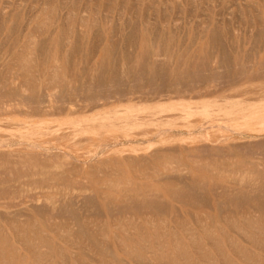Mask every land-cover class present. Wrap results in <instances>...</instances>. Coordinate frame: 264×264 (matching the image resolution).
I'll return each instance as SVG.
<instances>
[{
	"label": "rangeland",
	"instance_id": "rangeland-1",
	"mask_svg": "<svg viewBox=\"0 0 264 264\" xmlns=\"http://www.w3.org/2000/svg\"><path fill=\"white\" fill-rule=\"evenodd\" d=\"M85 12L88 18L85 15L82 16ZM66 13L67 15L70 13L71 17L69 15L67 19ZM37 15L39 16L37 17ZM79 16L81 18H78ZM36 17L38 21L35 20ZM50 17L52 20L46 21ZM69 18H72V21ZM55 19H59L61 23L59 24V20ZM80 19L85 22L87 20L89 25L85 24V22L81 23ZM54 22H56V25ZM49 24L50 26H48ZM70 27L71 30L69 31ZM207 27L210 29H206ZM50 31L54 33L53 36ZM30 34L32 35L30 36ZM70 36L72 37L71 39H69ZM67 39L71 40L70 44L67 42ZM34 48L36 52L32 51ZM160 48L163 51L161 54ZM31 52L32 55L35 54L33 57L31 56ZM30 57L32 58L30 59ZM26 58L32 61V64H30L31 61H28L30 66H33L32 68L28 66ZM160 59L162 62H159ZM165 59H168L167 62H165ZM169 59L172 61L171 63H169ZM200 63H203V66ZM17 64H20L21 67ZM250 64L252 65L251 67ZM23 65H27V68L25 66V68L22 67ZM196 66L199 67L198 70ZM18 67L20 70H18ZM200 67H203L201 72L205 70V74L207 70L206 75L199 71ZM59 68L61 71H59ZM100 71L102 74H100ZM195 71L197 74L199 73V77H197L198 75H193ZM38 72L40 75H38ZM55 72L61 78V82L56 78L61 83L59 86H57L59 82L54 79V77H58ZM125 73L127 77H125ZM114 78L116 79L114 80ZM150 78L156 79V84L155 80L152 81ZM119 79L121 80L119 81ZM49 80L53 82V85L55 83L56 85H48L50 84ZM32 81L36 84L33 85L34 82L32 83ZM118 82H121L119 87H117L120 84ZM108 92L111 93L109 94L110 97L107 96ZM54 93L56 96L58 95L55 97L58 100L54 98ZM66 94L67 100H62L66 97ZM44 96L48 98H44ZM99 96L104 98L101 101L102 104L95 101L101 100ZM41 98L43 100H40ZM49 98H51V101ZM107 98H109L108 101L106 100ZM263 98L264 0H0V106L8 108L7 110L12 105H15V109L18 106L20 108L15 111L11 107L6 112V109L3 110L4 108L1 109L0 107V142L14 145V147H0V154H5V152L17 153L16 155L20 153H36L38 150H33L29 145L34 141H38L43 146L51 147L55 156L59 155L60 150H62L61 152L72 154L74 155L73 157H77L81 162L78 163V161L76 162V160L69 158L65 160L63 157L58 158L59 163L53 158L51 162H42L44 161L42 157L39 159L40 163L37 162L38 160H35L36 163L33 164L32 160L34 159L30 158L31 160H28L27 157V161L26 159L25 161L32 162L30 165V163H25V161V164L23 163L24 155H12L15 158L18 157L17 160L15 158L11 159L13 157L9 158L15 164V168L18 167V169H15L12 167L14 164L12 165L10 161H6L7 163L3 164L5 160L3 159L2 162L0 159L2 164L5 165H0V167L2 166V172L0 171V177L2 178L0 179V192H3L1 194L2 197L0 195L2 198L0 200L2 202V205L0 203V211L3 214L11 213V215L8 214L9 217L5 214L6 217L3 214L0 216V228L2 227L0 238H2L3 233L9 235H4L5 237L2 240L0 239V241H4L6 238L5 241L8 240L7 242L4 241V245L3 243L2 246L0 245V250H2L0 251V261L4 250L6 251L5 254L7 253L6 257L19 258L21 256L20 259L24 260L20 261L17 259L19 260L17 261L14 258L13 262L15 260L16 263L12 262L13 264H25V261L27 264H38L39 260L37 259L41 256L40 260L42 264H48L50 261V264H71L72 262V264H89V262L90 264H128L129 262V264H138V261L139 264H161V262H167L164 260V257L162 258L163 261H161L162 259L159 256H163L165 253L168 256H172L171 250L174 256L176 254L175 251H178L174 248V243H179L181 242L179 240H182V242L184 241L186 244H189L193 240L190 238V235L194 233L193 237L195 240L193 241L196 242L198 240L199 242L197 243L200 246L196 244V248H185V250L187 248L191 249V251L193 250L192 253L189 250L186 251L187 253L189 252L190 257L194 253L196 257L193 256V260L201 258L199 260L195 259V262H192L191 259L193 264H199L200 260H203L200 264L209 263L210 260L208 259L210 257L206 258L207 260H205V257L203 258V254L206 252L213 259V256H215L214 260L218 261L216 264H223V257L221 258V256L224 253L220 254L222 250V252H226L225 256L228 254L231 260L232 258L235 260L234 263L247 264L241 260L243 259V253H239L238 256L237 254L240 250H236L237 247L233 245L242 237V230L244 228L247 231L251 227V231L249 230V232L255 236L258 235L256 231L264 230V222H262V220L264 221V183L259 184L256 188L254 181L251 180L258 173L264 177V144L261 146L263 148L252 145V143L261 142L264 139V125L262 127L260 124L261 120L254 119L251 115L252 113L259 114V112L264 110ZM22 99L28 100V102L26 103ZM19 100L22 101V104ZM44 100L52 104L47 103L48 106L46 104L42 105V103H45ZM60 100L65 101V104H62L63 106L60 105ZM8 104H11V106L7 107ZM38 104L42 106L40 107ZM22 105H26V109ZM233 105L251 108L247 110L244 117L238 121H234L231 117L225 118L223 115V110L232 109ZM30 106L32 110L29 112ZM43 106L48 109H44ZM49 106H52L51 109H49ZM115 111L118 112V118L115 121L127 127V131L133 134L134 138L132 139H136V143L125 141L126 138L123 135L124 129L119 128L117 129L119 131L116 130L114 132H105L107 128L103 127L97 129V126L102 123L99 120L100 117L97 119V116H100V113H109L110 116H113L116 115ZM154 113H160L162 117L154 119L153 116H150V114ZM125 114L149 116L145 124L139 122L134 127H131V124H126L127 119L122 117ZM130 118L128 117L129 121H131ZM211 119L215 120V124H220L223 128H230L229 132L225 129L215 130V136L218 138L222 134H228L232 136V140L229 143H236L238 147L225 145L222 149L207 152L208 154L198 150H182L184 142H193V138H189L191 136L189 133L193 134L197 127H201V125H204L201 127L199 134V139L202 142L198 144L200 146L206 144L212 146L214 144L208 140L210 135L207 132L208 120ZM91 121L97 122V125H95L96 123L90 124ZM106 121L108 122L109 120ZM75 122L79 124L74 125L73 123ZM79 125L82 128L87 126L90 129L85 128L82 131ZM72 129L73 131H71ZM75 129L78 134L74 133ZM145 129L154 131L156 129H164L167 131L162 137L166 138L173 135V138H171V141L170 139L161 141L159 137L154 136V133L137 136L139 132H143ZM80 130L81 132L79 133L78 131ZM59 134L60 136H65L63 141L58 140ZM99 135L100 137H97ZM116 136L119 137L115 139ZM91 141L95 143H90ZM150 141H152L155 147L150 144ZM98 142L118 144V147H121L120 144L123 143L126 148H140L141 150L137 153L147 158L138 165L131 167V165L109 163L106 161V158H108L106 157L107 154H100L97 155L98 157L94 156L95 158L92 161L90 160V163L84 164L86 161L85 156L100 152L99 144H96ZM61 143L64 144L59 146ZM165 146L174 147L176 150L169 154L159 153L157 156L153 155L157 148ZM242 147L247 148V152L245 149L242 150ZM28 148H31V150L29 149V151ZM74 150H78V153L82 157L78 156V153L75 155ZM211 152L213 155L210 154ZM181 153L183 154L181 155ZM21 156H24L22 160L19 159L22 158ZM112 156L114 157L115 155L112 154ZM116 156L118 157V154ZM151 157L153 160H150ZM61 158L63 163L61 162ZM6 159L8 160V158ZM181 159L190 164L189 168L192 171L188 180L192 184L191 189L177 181H168L161 177L163 175L175 174L176 172H173V168L176 167V170L177 166L174 167V164H177V161H181ZM13 160H16V162ZM53 160L57 163L56 165ZM64 160L67 163L66 165L64 164ZM194 160L199 163L195 164ZM102 161L103 164H101ZM18 162H22L25 167H22L21 164V166L16 165ZM9 163L11 165H8ZM41 163H43L42 166H40ZM10 167L12 168L10 169ZM13 168L15 169L14 172ZM22 168L23 170H21ZM246 168L254 172L256 170L257 174L245 171ZM26 169L30 173L26 174ZM8 170H11L12 173ZM16 171L20 174L16 173L17 178L13 176V173ZM22 171H25V177L22 175ZM9 174H12L13 180H11ZM159 176V179L162 178L161 180L157 179ZM235 176L238 178L246 176L243 177L246 180L239 179L235 181ZM248 177L249 179H247ZM3 178H5V181H3ZM120 180L123 183L118 187L117 184H119ZM133 187L134 189L132 190ZM213 188H216V190ZM20 189L21 191L24 190L21 192ZM193 189L199 195L202 194L201 197L198 194L195 196L196 193L193 192ZM10 190H12L14 195L16 191L18 193L16 192V195L12 196ZM150 190L156 192V202L148 201L147 192H150ZM120 191H122L121 195L119 194ZM4 192H7V195ZM9 192L11 193L10 197H8ZM4 194L8 197L7 199L4 198ZM83 194L92 196V198L90 197L92 202L90 201L88 204L89 208H84L85 210H82L83 207L81 209V205L84 206L83 202H74V200L72 202L70 199L74 195L78 199H82ZM93 194L95 195L93 196ZM104 196L105 199H103ZM11 197H13L12 200L10 199ZM31 197L33 198L31 199ZM97 197L100 199L98 200ZM3 202L5 204L9 202L7 203L9 205L22 202L23 205L21 203V205L18 204L10 208H4L2 207L4 206ZM157 204L162 208L163 213H156L154 211ZM219 204H222L221 208L223 210H221ZM43 207L45 209L48 208L46 209L48 213ZM27 208H30V210ZM70 210L71 215L73 214L72 216H69ZM92 210L94 214H92ZM23 211L27 214L22 218L20 216L25 214L22 213ZM18 218H21V222ZM235 221L236 224L234 223ZM229 222H232L234 227ZM253 222H256V224L254 225ZM249 223H252V225L249 226ZM237 224L241 229L238 228ZM187 225L188 227H186ZM115 226L118 227L116 228ZM260 226L262 227L260 228ZM169 227L170 229H168ZM21 228L23 230H20ZM157 228L159 229L157 230ZM165 228L167 229L164 231ZM236 228L240 229V232ZM256 228L259 230H256ZM161 229L162 231H160ZM203 229L206 233L209 231L212 235L215 234L214 238L209 233L207 234L209 238L206 239ZM64 232L70 234H65ZM174 232L177 233L175 234ZM22 233L25 234L23 236L16 235ZM153 233L158 237H151ZM26 234L29 236L25 237ZM63 234L66 236H63ZM198 236L201 242L199 239L196 240ZM228 236H231V240L229 239L230 243L233 242L234 244L229 245ZM24 237L26 241H24ZM39 238L45 239L43 241ZM47 239L49 241L53 240V242L49 243L46 241ZM176 239L178 242H175ZM209 239L210 241L215 239L214 241L217 243L220 241L219 245L216 246L214 241L210 242ZM23 241L25 244L29 241L30 245L28 243L27 246L21 245ZM171 241L173 244H171ZM221 241L222 244H220ZM239 241L236 244L239 246L242 243L241 249L243 248V252L246 249L247 253H251V256L255 255L264 264V247L246 243L241 239ZM42 242L45 243L42 245ZM152 242L154 244L151 245ZM157 242L162 245V251L161 248L157 249ZM202 242L204 245L201 244ZM221 245H223V248ZM23 247L27 249L24 250ZM37 247L38 249L36 250L35 248ZM170 247L171 250H168ZM205 247L206 249H204ZM62 248L63 253L60 252L62 256L65 255L64 258L58 255L59 250H62ZM127 248L129 251L131 248V252L133 253L137 252L135 254L130 253ZM146 248L150 253L147 252ZM164 248L169 252H163ZM220 248L222 249L220 250ZM51 249H54V251H51ZM155 249L158 251L156 250L157 252L155 253H153L154 251L151 252ZM194 249H199L198 255L197 253L195 254L196 251ZM35 250L36 253H39V256H36V253L34 255L33 252ZM250 250L252 251L250 252ZM25 252L27 253L25 254ZM159 252L161 253L157 256ZM45 253L47 255H44ZM48 253H51L49 254L50 256H48ZM73 253H75L74 256L72 255ZM115 254H118L116 258ZM177 254L175 256H178V260L174 256L177 264L187 262L185 259H183L184 262L182 259L180 260V253L178 252ZM112 255L114 257H111ZM138 255L141 258L138 259ZM33 256L37 257L35 259L37 261L34 260ZM24 257L27 258L25 259ZM50 257H54L53 260ZM68 258L70 259L69 263ZM149 259L152 263L148 261ZM213 259L210 262H215Z\"/></svg>",
	"mask_w": 264,
	"mask_h": 264
},
{
	"label": "bare ground",
	"instance_id": "bare-ground-1",
	"mask_svg": "<svg viewBox=\"0 0 264 264\" xmlns=\"http://www.w3.org/2000/svg\"><path fill=\"white\" fill-rule=\"evenodd\" d=\"M68 2H69V1H68ZM68 2H67V3H68ZM42 3H43V2H42ZM110 3H111V2H110ZM46 5H47V4H46ZM33 7H34V6H33ZM45 7H46V6H45ZM62 7H63V6H62ZM72 7H74V6H72ZM32 9H33V8H32ZM56 9H57V8H56ZM51 10H52V9H51ZM86 10H87V9H86ZM84 11H85V10H84ZM84 11H83V12H84ZM97 11H98V10H97ZM44 12H45V11H44ZM98 12H99V11H98ZM121 12H122V11H121ZM73 13H74V12H73ZM79 13H80V12H79ZM3 14H4V13H3ZM68 14L70 15V13H68ZM51 15H52V14H51ZM66 15H67V13H66ZM69 15L66 16L67 19H68V16H69ZM71 15H72V12H71ZM71 15H70L69 17H71ZM84 15L87 16V18H88V15H86V12H85V14H82V16H84ZM38 16H39V15H37V17H38ZM72 16H73V15H72ZM74 16H75V15H74ZM37 17H36V19H35V18H34V19L37 20ZM51 17H52V16H51ZM51 17H50V18H47L48 20H46V21H49L50 19L52 20ZM108 17H109V16H108ZM8 18H9V17H8ZM60 18H61V17H60ZM60 18H59V19H60ZM78 18H81V17L79 16ZM59 19H58V20H59ZM71 19H72V18H69V20H71ZM207 19H208V18H207ZM43 20H44V19H43ZM51 20H50V21H51ZM55 20H57V19H55ZM58 20H57V21H58ZM37 21H38V20H37ZM37 21H36V22H37ZM71 21H72V20H71ZM77 21H78V20H77ZM80 21H81V23L85 22L84 20H81V19H80ZM106 21H107V20H106ZM106 21H105V22H106ZM94 22H96V21H94ZM94 22H93V23H94ZM41 23H42V22H41ZM49 23H51V22H49ZM54 23H55V25H56V22H54ZM54 23H53V24H54ZM58 23H59V24L61 23L60 20H59ZM58 23H57V25H58ZM211 23H212V22H211ZM29 24H30V22H29ZM36 24H37V23H36ZM43 24H44V23H43ZM47 24H48V23H47ZM85 24L89 25V23H87V20H86ZM105 24H107V23H105ZM45 25H46V24H45ZM45 25H44V26H45ZM74 25H75V24H74ZM74 25H72V26L74 27ZM209 25H210V24H209ZM211 25H212V24H211ZM35 26H36V25H35ZM38 26L40 27V25H38ZM48 26H50V24H49ZM90 26H91V24H90ZM96 26H97V25H96ZM51 27H52V25H51ZM73 27H72V28H73ZM92 27H93V26H92ZM92 27H91V28H92ZM105 27H107V25H105ZM204 27H205V26H204ZM68 28H69V27H68ZM68 28H67V29H68ZM136 28H137V27H136ZM35 29H36V27H35ZM48 29H49V28H48ZM73 29H74V28H73ZM206 29H208V27H207ZM209 29H210V28H209ZM209 29H208V30H209ZM29 30H30V29H29ZM39 30H40V29H39ZM44 30H46V29H44ZM70 30H71V27H70L69 31H70ZM74 30H75V29H74ZM173 30H174V29H173ZM195 30H196V29H195ZM212 30H213V29H212ZM55 31L57 32V30H55ZM136 31H137V30H136ZM130 32H131V31H130ZM47 33H48V32H47ZM50 33H51V31H50ZM50 33H49V34H50ZM69 33H70V32H69ZM53 34H54V33H51L52 36H53ZM72 34H73V33H72ZM72 34H71V36L74 35V34H73V35H72ZM31 35H32V34H30V36H31ZM55 36H56V34H55ZM68 36H69V35H68ZM71 36H70V38H69V37H68V38L71 39V38H72ZM73 37H74V36H73ZM51 38H52V37H51ZM31 39H34V38H31ZM31 39H30V41H31ZM41 39H42V38H41ZM52 39H53V38H52ZM65 39H66V36H65ZM203 39H204V38H203ZM111 40H112V39H111ZM172 40H173V39H172ZM38 41H39V40H38ZM55 41H56V40H55ZM55 41H54V42H55ZM72 41H74V40H72ZM56 42H57V41H56ZM56 42H55V43H56ZM67 42L70 44L71 40L69 41V40L67 39ZM172 42L174 43V40H173ZM32 43H33V42H32ZM34 43H35V42H34ZM68 43H67V44H68ZM49 44H51V43H49ZM53 44H54V43H53ZM184 45H185V44H184ZM48 46H49V45H48ZM52 46H53V45H52ZM72 46H73V45H72ZM28 47H29V46H28ZM32 47H33V46H32ZM32 47H31V48H32ZM236 48H237V47H236ZM68 49H69V48H68ZM68 49H67V50H68ZM161 49H162V48H160V54H161V52H163V51H161ZM171 49H172V48H171ZM69 50H70V49H69ZM172 50H173V49H172ZM172 50H171V51H172ZM179 50H180V49H179ZM32 51H33V52H34V51L36 52V49L34 48V49H32ZM66 52H67V51H66ZM157 52H158V51H157ZM186 52H187V51H186ZM52 53H53V51H52ZM165 53H166V52H165ZM171 53H172V52H171ZM188 53H189V50H188ZM25 54H26V53H25ZM69 54H70V53H69ZM157 54L159 55V53H157ZM162 54H163V53H162ZM182 54H183V53H182ZM18 55H19V54H18ZM33 55H35V54H33ZM33 55H32V52H31V56H32V57H33ZM67 55H68V54H67ZM158 55H157V56H158ZM171 55H172V54H171ZM65 56H66V54H65ZM154 56H155V55H154ZM159 56H160V55H159ZM159 56H158V57H159ZM161 56H163V55H161ZM21 57H23V56H21ZM28 57H29V56H28ZM32 57H30V59H31ZM143 57H144V56H143ZM170 57H171V56H170ZM183 57H184V56H183ZM63 58H64V57H63ZM141 58H142V57H141ZM144 58H145V57H144ZM166 58H167V57H166ZM21 59H22V58H21ZM23 59H24V57H23ZM30 59H27V58H26L27 63H28V61H31ZM151 59H152V58H151ZM156 59H158V58H156ZM162 59H163V58H162ZM172 59H173V58H172ZM181 59H182V58H181ZM183 59H184V58H183ZM15 60H16V59H15ZM19 60H20V59H19ZM167 60H168V59H165V62H167ZM220 60H221V59H220ZM160 61L162 62L161 59L159 60V62H160ZM201 61H202V60H201ZM201 61H200V62H201ZM12 62H13V61H12ZM21 62L24 63V64L26 63V62H23V61H21ZM171 62H172V61H170V59H169V63H171ZM204 62H205V61H204V59H203V63H204ZM10 63H11V62H10ZM19 63H20V62H19ZM27 63H26V64H27ZM33 63H34V62H33ZM140 63H141V62H140ZM194 63H195V62H194ZM203 63H202V64H203ZM28 64H29V63H28ZM30 64H32V61L30 62ZM30 64H29L28 66H30ZM34 64H35V63H34ZM165 64H166V63H165ZM178 64H179V63H178ZM198 64H199V63H198ZM202 64L200 63L201 66H203ZM220 64H221V63H220ZM7 65H8V64H7ZM15 65H16V64H15ZM17 65L20 66V64H17ZM21 65H22V64H21ZM81 65H82V64H81ZM140 65H141V64H140ZM159 65H160V63H159ZM170 65H171V64H170ZM181 65H182V64H181ZM181 65H180V66H181ZM196 65H197V64H196ZM12 66H13V65H12ZM24 66L26 67L27 65H23L22 67H24ZM135 66H136V64H135ZM190 66H191V65H190ZM204 66H205V65H204ZM251 66H252V65L250 64V67H251ZM20 67H21V66H20ZM25 67H24V68H25ZM30 67L32 68L33 66L31 65ZM26 68H27V67H26ZM28 68H29V67H28ZM31 68H29V69H31ZM136 68H137V67H136ZM188 68H189V67H188ZM188 68H187V69H188ZM196 68H197V70H198L199 67L196 66ZM200 68H201V67H200ZM229 68H231V67H229ZM59 69H60V68H59ZM59 69H58V70H59ZM185 69H186V68H185ZM190 69H191V68H190ZM202 69H203V67H202L199 71L201 72ZM221 69H222V68H221ZM232 69H233V68H232ZM236 69H237V68H236ZM18 70H20L19 67H18ZM23 70H24V69H23ZM25 70H26V69H25ZM31 70H32V69H31ZM54 70H55V68H54ZM130 70H131V68H130ZM135 70H136V69H135ZM157 70H158V69H157ZM27 71H28V70H27ZM38 71H39V70H38ZM59 71H61V69H60ZM187 71H188V70H187ZM187 71H186V72H187ZM199 71H198V72H199ZM204 71H205V70H204ZM204 71L201 72V73H204V74H205ZM218 71H219V70H218ZM57 72H58V71H57ZM57 72H55L56 75L58 74ZM156 72H157V71H156ZM166 72H167V71H166ZM209 72H210V71H209ZM259 72H260V71H259ZM16 73H17V72H16ZM20 73L22 74V72H20ZM20 73H19V75H21ZM47 73H48V72H47ZM181 73H182V71H181ZM184 73H185V72H184ZM188 73H189V72H188ZM192 73H193V72H192ZM194 73H196V74H194ZM194 73H193L194 76H195V75L197 76V75L199 74V73L197 74L196 71H195ZM62 74H63V73H62ZM100 74H102L101 71H100ZM125 74H126V73H125ZM125 74H124V75H125ZM186 74H187V73H186ZM206 74H207V70H206ZM206 74H205V75H206ZM209 74H210V73H209ZM214 74H216V73H214ZM31 75H33V74L31 73ZM38 75H40L39 72H38ZM58 75H59V74H58ZM58 75H57V76H58ZM130 75H131V74H130ZM173 75H174V74H173ZM191 75H192V74H191ZM33 76H34V75H33ZM54 76H55V75H54ZM121 76H123V75L121 74ZM185 76H186V75H185ZM194 76H192V77H194ZM199 76H200V75H198L197 77H199ZM24 77H25V76H24ZM34 77H35V76H34ZM46 77H47V76H46ZM48 77H49V76H48ZM102 77H103V76H102ZM125 77H127V74H126ZM143 77H144V76H143ZM143 77H142V78H143ZM164 77H166V76H164ZM187 77H188V74H187ZM187 77H185V78H187ZM217 77H218V76H217ZM35 78H36V77H35ZM49 78H50V77H49ZM56 78H58V80H60V82H61V78H60L59 76H58V77H54V79H55L56 81H58ZM59 78H60V79H59ZM157 78H158V74H157ZM161 78H162V77H161ZM214 78H215V77H214ZM214 78H213V79H214ZM54 79H53V81H55ZM115 79H116V78H114V80H115ZM124 79H125V78H124ZM150 79H151V78H150ZM26 80H27V79H26ZM26 80H25V81H26ZM34 80H35V79H34ZM50 80H51V79H50ZM50 80H49V81H50ZM100 80H101V78H100ZM120 80H121V79H119V81H120ZM151 80H152V81L155 80L154 82H155V84H156V79H153V78H152ZM164 80H166V79H164ZM192 80H193V78H192ZM43 81H44V80H43ZM180 81H181V80H180ZM33 82H34V81H32V83H33ZM58 82H59V81H58ZM60 82L58 83L57 86H59V85L61 84ZM25 83H26V82H25ZM32 83H31V85H32ZM49 83H50V84H48V85L51 86V84H52L53 82L50 81ZM119 83H120V84H119ZM165 83H166V82H165ZM172 83H173V81H172ZM195 83L198 84L197 82H195ZM219 83H220V82H219ZM219 83H218V84H219ZM221 83H222V82H221ZM23 84H24V83H23ZM34 84H36V83L34 82L33 85H34ZM111 84H112V83H111ZM118 84H119V85H118L117 87H119V86L121 85V82H118ZM151 84H152V83H151ZM201 84H202V83H201ZM6 85H7V84H6ZM54 85H56V83H55ZM54 85L52 84V86H54ZM112 85H113V84H112ZM122 85H123V84H122ZM163 85H164V83H163ZM163 85H162V87H164ZM179 85H180V83H179ZM220 85H221V84H220ZM61 86H62V85H61ZM61 86H60V87H61ZM215 86H216V85H215ZM215 86H214V87H215ZM5 87H6V86H5ZM152 87H153V86H152ZM160 87H161V86H160ZM162 87H161V88H162ZM2 88H3V87H2ZM32 88H34V87H32ZM50 88H51V87H50ZM85 88H87V87H85ZM100 88H102V87H100ZM104 88H105V87H104ZM108 88H109V87H108ZM111 88L113 89L112 86H111ZM209 88H210V87H209ZM36 89H37V88H36ZM90 89H93V88H90ZM102 89H103V88H102ZM162 89H163V88H162ZM33 90H34V89H33ZM33 90H32V92L35 91V90H34V91H33ZM110 90H111V89H110ZM23 91H24V90H23ZM32 92H31V93H32ZM43 92H45V91H43ZM46 94H47V93H46ZM48 94H49V93H48ZM109 94H111V93L108 92V95H107V96L110 97ZM116 94H118V93H116ZM23 95H24V94H23ZM43 95H44V93H43ZM51 95H53V93H51ZM12 96H13V95H12ZM32 96H33V94H32ZM37 96H38V95H37ZM57 96H58V95H57ZM57 96H56V94L54 93V98L57 97ZM163 96H165V95H163ZM18 97H19V96H18ZM49 97H50V95H49ZM87 97H88V96H87ZM99 97H100V96H99ZM102 97H103V96H102ZM34 98H35V97H34ZM34 98H33V99H34ZM39 98H40V97H39ZM42 98H43V97H42ZM42 98H41L40 100H43ZM44 98H48V97L44 96ZM95 98H97V97H95ZM100 98H101V97H100ZM117 98H118V97H117ZM120 98H121V97H120ZM124 98H125V97H124ZM19 99H20V98H19ZM26 99H27V98H26ZM37 99H38V98H37ZM55 99H57V98H55ZM55 99H54V100H55ZM65 99L67 100V94H66V97H64L62 100H65ZM102 99L104 100V98H101L100 101H99V100H95V101H98L99 103H101ZM108 99H109V98H107L106 100L108 101ZM263 99H264V98H263ZM22 100H23V99H22ZM29 100H30V99H29ZM49 100L51 101V98H49ZM57 100H58V99H57ZM62 100H60V101H61V104H60V105H62V104L64 105V104H65V101L63 102ZM19 101H20V100H19ZM23 101H26V100L24 99ZM31 101L33 102V100H31ZM21 102H22V101H20V103H21ZM27 102H28V100L26 101V103H27ZM44 102H45V103H42V105L46 104V106H48L47 103H50V102H47V101H45V100H44ZM62 102H63V103H62ZM2 103H3V102H2ZM66 103H67V102H66ZM85 103H86V104H89V103H87V102H85ZM99 103H98V104H99ZM6 104H7V103H6ZM21 104H22V103H21ZM33 104H35V103H33ZM50 104H52V103H50ZM54 104H55V103H54ZM77 104H79V103H77ZM80 104H81V103H80ZM101 104H102V103H101ZM0 105H1V104H0ZM16 105L18 106V104H16ZM19 105H20V104H19ZM27 105H28V104H27ZM38 105H39V104H38ZM38 105H37V106H38ZM42 105H41V106H42ZM63 105H62V106H63ZM83 105H84V104H83ZM9 106H11V104H8V105H7V107H9ZM14 106H15V105H14ZM14 106H13V105L11 106L13 110L15 109ZM22 106H23V105H22ZM22 106H20V107H21V108H23V107H24V108L27 107L26 105L23 106V107H22ZM32 106H34V105H32ZM39 106H40V105H39ZM41 106H40V107H41ZM0 107H1V106H0ZM5 107H6V106H5ZM11 107H9V108L11 109ZM18 107H19V106H18ZM18 107H16L15 111H16L17 109H20V108H18ZM30 107H31V106H30ZM51 107H52V106H51ZM51 107L49 106V109H51ZM58 107H59V105H58ZM3 108H4V106L1 107V109H3ZM24 108H23V109H24ZM43 108H44V106H43ZM71 108H74V107H71ZM79 108H80V107H79ZM250 108H251V107H239V106H235V105H233V106H232V109H225V110H223V111H224V112H223V115L225 116V118H229V117H231L232 120H234V121H238V120H240L242 117H244V116L246 115L245 113H246L247 110L250 109ZM5 109H6V110H5ZM7 109H8V108H4L3 110H5L6 112L10 110V109H9V110H7ZM25 109H26V108H25ZM27 109H28V108H27ZM38 109H39V108H38ZM38 109H36V110L39 111ZM44 109H48V108H44ZM44 109H43V110H44ZM52 109H53V108H52ZM67 109H68V108H67ZM30 110H32V107L29 109V112H30ZM62 110H63V109H62ZM197 110H198V108H197ZM201 110H202V109H201ZM204 110H205V109H204ZM37 111H36V113H37ZM49 111H50V110H49ZM74 111H75V109H74ZM207 111H208V109H207ZM17 112H18V111H17ZM26 112H27V111H26ZM93 112H94V111H93ZM97 112H99V111H97ZM101 112H102V111H101ZM198 112H199V111H198ZM208 112H209V111H208ZM43 113H44V112H43ZM69 113H70V111H69ZM114 113H115L116 115H113V116H112V115L110 116L109 113H103V114L100 113V114H99L100 116H97V119L100 117L99 120H101L102 123H101L100 125L97 126V129H99V127L107 128V131H105V132H112V131L114 132V131H116V130L119 129V128H120V129H124L125 131L123 132V135H124V137L126 138L125 141H126V142H129V143H132V142H135V143H136V139H135V140L132 139V138H134V136H133V134L129 133V131H127V127H125V126H123L122 124H119V123H117V122L115 121V119L118 118V112L115 111ZM114 113H113V114H114ZM160 113H161V112H160ZM160 113L150 114V116H153L154 119H156V118H158V117L160 118V117H162V115H160ZM27 114H29V113H27ZM37 114H38V113H37ZM87 114H88V113H87ZM110 114H112V113H110ZM68 115H69V114H68ZM80 115H81V114H80ZM251 115H252V117H253L254 119H256V118H257V119H260V120H261V121H260V124H261L262 127H263V125H264V110H263L262 112H259V114H258V113H255V114L252 113ZM77 116H78V115H77ZM84 116H85V115H84ZM86 116H87V115H86ZM148 116H149V115H142V116H140V115H137V114H125V116H122V117H125V119H127V121H126L127 123H126V124H128V125L131 124V127H134V126H135L136 124H138L139 122H143V123L145 124V123L147 122V117H148ZM80 117H82V116H80ZM94 117H95V116H94ZM128 117H131V118H130L131 121L128 120ZM74 118H75V117H74ZM89 118H90V117H89ZM95 120H96V119H95ZM106 120H109V121L107 122ZM96 121H97V120H96ZM214 121H215V120H213V119L208 120V123H209V124L207 125V126H208V127H207V132H208V135H210V137H209L208 140L211 141L212 143H214V144H212V146H211V145L209 146L208 144L200 146V144H198L199 142H202V141L199 139V138H200V137H199V134H200L201 127H203L204 125H201V127H200V126L197 127L196 131H194L193 134H192V133H189V134L191 135L189 138H193V142H192V143H185V142H184L183 147H182V150H184V151H188V150H189V151H190V150H198V151H203V152H206V153H207V152H210L211 150H219V149H222L223 146H225V145H231V146H234V147H238V145H237L236 143H233V144H232V143H231V144L229 143V141L232 140V136H229L228 134H226V135H225V134H222V135H220L218 138L215 136V130L225 129L226 131L229 132L230 128H228V127H224V128H223L220 124H219V125H218V124H215ZM98 122H99V121H98ZM85 123H86V122H85ZM85 123H84V124H85ZM91 123H96L95 125H97V122H94V121L92 122V121H91L90 124H91ZM99 123H100V122H99ZM73 124H74V125H77V124H79V123H76V122H75V123H73ZM86 124H87V123H86ZM90 124H89V125H90ZM69 125H70V124H69ZM80 125H81V124H80ZM80 125H79V127H80V129H81L82 127H81ZM87 125H88V124H87ZM92 125H93V124H92ZM34 126H35V125H34ZM71 126H72V125H71ZM85 126H86V125H85ZM85 126H84V127H85ZM90 126H91V125H90ZM93 126H94V125H93ZM137 126H139V125H137ZM76 127L78 128V126H76ZM76 127H75V128H76ZM189 127H190V126H189ZM67 128H68V127H67ZM85 128H89V127L86 126ZM85 128H82V131H83V129H85ZM73 129H74V128H73ZM73 129H72L71 131H73ZM89 129H90V128H89ZM100 129H101V128H100ZM78 130H79V129H78ZM91 130H92V129H91ZM102 130H103V129H102ZM55 131H56V130H55ZM85 131H86V130H85ZM103 131H104V130H103ZM117 131H119V130H117ZM166 131H167V130H164V129H156L155 131H154V130L145 129L143 132H139V133L137 134V136H139V135H146V134H149V133H154V136H155V137H159V138L161 139V141H165V140H169V139H170V141H171V138H173V135H172V136H169V137H166V138H163V137H162V135H163ZM231 131H232V130H231ZM51 132H52V131H51ZM56 132H58V131H56ZM59 132H61V131H59ZM65 132H66V131H65ZM76 132H77V130L75 129V132H74V133H75V134H78V133H76ZM78 132L80 133L81 130L78 131ZM95 132H97V131H95ZM98 132H99V131H98ZM170 132H171V131H170ZM180 132H181V131H180ZM63 133H64V132H63ZM231 133H232V132H231ZM240 133H241V132H240ZM55 134H56V133H55ZM94 134H95V133H94ZM94 134H93V135H94ZM102 134H103V133H102ZM195 134H198V135H195ZM73 135H74V134H73ZM180 135H181V133H180ZM182 135H183V134H182ZM75 136H76V135H75ZM97 137H100V135L97 136ZM118 137H119V136H116L115 139H117ZM155 137H154V139H155ZM196 137H197V139H196ZM189 138H188V139H189ZM25 139H26V138H25ZM56 139H57V136H56ZM64 139H65V136H60V134H59V136H58V140H62V141H63ZM74 139H75V138H74ZM111 139H112V138H111ZM29 140H30V139H29ZM146 142H148V141H146ZM150 142H151L150 144L153 145L152 141H150ZM254 142H255V141H254ZM17 143H19V142H17ZM26 143H27V142H26ZM90 143H95V142L91 141ZM143 143H144V142H143ZM156 143H157V142H156ZM228 143H229V144H228ZM14 144H15V143H14ZM63 144H64V143H61V144H59V146H60V145H63ZM96 144H99L100 152H98V153H93V155L88 154L87 156H85V157H86V161H88V162L85 161L84 164H86V163H87V164L90 163V160L92 161V159L95 158L94 156H97V155H100V154H101V155L107 154L106 157H108V158H106V161L109 162V163H113V164H116V165H121V164H125V165H127V166H128V165H131V167H132L133 165H138L141 161H143V160H145V158H147L146 156L141 155L140 153H137L138 151L141 150L140 148H132V149H131V148H126V147L123 145V143L120 144L121 147H118V146H119L118 144H109V143H106V142H105V143L98 142V143H96ZM263 144H264V139L261 140V142L259 141V142L252 143V145L255 146V147H259V146L261 147V146H263ZM15 145H16V144H15ZM27 145H29V144H27ZM152 145H151V146H152ZM155 145H156V144H155ZM250 145H251V144H250ZM10 146H13V147H14L13 144L2 143V142H0V147H10ZM29 146H30L33 150L36 149V150H38V151H37V152H36V151H33V152H36V153H26V154H22V153H20V154H18V155H16L17 153L15 154V153H13V152H8L9 154H8L7 152H5V154H0V159H1V161H2L3 159L5 160L4 162L2 161L3 164H4V163H7V162L10 161L12 165H13L14 163L12 162V160H9V158L13 157L12 155H14V156H15V155H16V156L24 155L25 158H24V156H21L22 158H19L20 160H22V159L24 158V159H23V163H24L25 159H26V161H27V157H28V160H29L30 158H31V159H34V160H32V161H33V164L36 163L35 160H38L37 162H39V159H41L42 157H43V159H44V161H42V162H46V161H47V162H51V161H52V158H53L54 160H57V161H58V158H59V157H63V158H65V160H67L66 158H69V159H72V160H73V159L76 160V162L78 161V163H81L80 160H79L77 157H73L74 155H72V154H68V153H65V152H61L62 150H60V152H59V150H57V151L59 152V155H57V156L53 155L54 152H52L53 150H52L51 147L43 146V145H41L38 141H36V142L34 141V142L31 143ZM153 146H154V145H153ZM157 146H158V145H157ZM173 146H174V145H173ZM25 147H26V146H25ZM25 147H24V148H25ZM149 147H150V146H149ZM154 147H155V146H154ZM154 147H152V148H154ZM31 148H28V150H29V149L31 150ZM152 148H151V149H152ZM261 148H263V147H261ZM59 149H60V148H59ZM149 149H150V148H149ZM149 149H148V150H149ZM241 149L243 150V149H245V147H244V148L242 147ZM246 149H247V148H246ZM246 149H245V151L247 152L248 149H247V150H246ZM259 149H260V148H259ZM11 150H12V149H11ZM16 150H18V149H16ZM30 150H29V151H30ZM55 150H56V148H55ZM55 150H54V151H55ZM175 150H176V148H174V147H170V146H169V147H168V146H167V147L165 146V147H161V148L159 147V148H157V149L155 150V152L153 153V155H154V156H157L159 153H162V154H169V153H171L172 151H175ZM242 150H240V151L242 152ZM5 151H6V150H5ZM74 151H75V155H76V153H78V150H74ZM127 151H129V152H127ZM230 151H231V150H230ZM16 152H17V151H16ZM19 152H20V151H19ZM22 152H23V151H22ZM182 152H183V151H182ZM213 152H214V151H213ZM221 152H222V150H221ZM254 152H255V151H254ZM3 153H4V152H3ZM6 153H7V154H6ZM90 153H91V152H90ZM199 153H200V152H199ZM199 153H198V155H199ZM206 153H205V154H206ZM233 153H234V152H233ZM249 153H251V152H249ZM56 154H57V153H56ZM78 154H79V153H78ZM112 154H114L115 156L118 154V157H117V156H116V157H115V156L113 157ZM182 154H183V153H181V155H182ZM207 154H208V153H207ZM210 154L213 155L212 152H211ZM210 154H209V155H210ZM235 154H236V153H235ZM245 154L247 155V153H245ZM198 155H197V156H198ZM236 155H237V154H236ZM250 155H251V154H250ZM9 156H10V157H9ZM78 156L82 157L81 154H79ZM199 156H200V155H199ZM54 157L57 158V159H55ZM97 157H98V156H97ZM103 157H104V156H103ZM6 158H8V160H7ZM14 158H15V157H13V158H11V159H14ZM17 158H18V157H17ZM17 158H15V159L17 160ZM148 158H149V156H148ZM19 159H18V160H19ZM31 159H30V160H31ZM210 159H211V158H210ZM16 160H13V161L16 162ZM54 160H53V161H54ZM65 160H64V161H65ZM150 160H153L152 157H151ZM1 161H0V162H1ZM6 161H7V162H6ZM26 161H25V163H30V162H26ZM68 161H70V160H68ZM175 161H176V160H175ZM191 161H192V160H191ZM194 161H195V160H194ZM2 162L0 163V165L2 164ZM61 162H62V158H61ZM72 162H73V161H72ZM23 163H22V162H18V163H16V165H20V164H21L22 167H25V165H23ZM25 163H24V164H25ZM39 163H40V162H39ZM54 163H55V165L57 164L55 161H54ZM54 163H53V164H54ZM58 163H59V161H58ZM62 163H63V162H62ZM62 163H61V164H62ZM186 163H187V162H185V161L182 160V159H181V161H177V164H176V163L174 164V167L177 166V169L175 170L176 167L173 168V170H174L173 172H176V173H175V174H170V175H163V176H161V177L165 178V180H168V181H170V180H171V181H177V182H179L180 184H182L183 186L188 187L189 189H191L190 187H192V184L189 182L188 177H189L190 172H191L192 170H190V168H189L190 164H188V163L186 164ZM190 163H191V162H190ZM196 163L198 164L199 162H196V161H195V164H196ZM3 164H2V166H5V165H3ZM11 164L9 163L8 165H11ZM31 164H32V162L30 163V165H31ZM64 164H65V165L67 164L66 161H65ZM76 164H77V163H76ZM101 164H103V161H102ZM255 164H256V163H255ZM261 164H262V163H261ZM261 164H260V165H261ZM21 165H20V166H21ZM28 165H29V164H28ZM28 165H27V166H28ZM37 165H40V164H37ZM42 165H43V163H41L40 166H42ZM62 165H63V164H62ZM68 165H69V164H68ZM171 165H172V164H171ZM193 165H194V164H193ZM200 165H202V164H200ZM236 165H238V164H236ZM240 165H243V164H240ZM253 165H254V163H253ZM256 165H257V164H256ZM260 165H259V166H260ZM262 165H263V164H262ZM2 166H1V167H2ZM191 166H192V165H191ZM194 166H196V165H194ZM249 166H250V165H249ZM1 167H0V171H1ZM12 167L15 168V164H14V166H12ZM12 167H10V169H11ZM29 167H30V166H29ZM64 167H65V166H64ZM68 167H70V166H68ZM163 167H164V166H163ZM180 167H181V169H180ZM204 167H205V166H204ZM261 167L263 168V166H261ZM261 167H259V168H261ZM14 168H13V172H14V170H15L16 168L18 169V167H16L15 169H14ZM26 168H28V167H26ZM66 168H67V167H66ZM169 168H171V167H169ZM191 168H192V167H191ZM259 168H258V169H259ZM4 169H5V168H4ZM36 169H37V168H36ZM54 169H55V168H54ZM84 169H85V168H84ZM253 169H255V168H253ZM2 170H3V168H2ZM5 170H6V169H5ZM19 170H20V168H19ZM19 170H17V171H19ZM21 170H23V168H22ZM24 170H25V169H24ZM31 170H32V169H31ZM31 170H29V171H31ZM50 170H51V169H50ZM168 170H169V169H168ZM171 170H172V168H171ZM260 170H261V169H260ZM260 170H259V172H260ZM8 171H9V170H8ZM17 171H16L15 173H13V176L16 177V178H17V176H16L17 174H16V173H18ZM47 171H48V169H47ZM53 171H54V170H53ZM155 171H156V170H155ZM169 171H170V170H169ZM230 171H231V170H230ZM245 171L256 173V170H255V172H254V171H251V169H249V168H246ZM1 172H2V171H1ZM9 172H11V170H10ZM19 172H21V171H19ZM32 172H33V171H32ZM35 172H36V170H35ZM167 172H168V171H167ZM170 172H171V171H170ZM232 172H233V171H232ZM257 172H258V171H257ZM5 173H6V172H5ZM11 173H12V172H11ZM22 173H23L22 175L24 176L25 171H24V172L22 171ZM28 173H30V172H28V170L26 169V174H28ZM33 173H34V172H33ZM33 173H31V174L33 175ZM37 173H38V172H37ZM159 173H160V172H159ZM260 173H261V172H260ZM14 174H15V175H14ZM18 174H19V173H18ZM26 174H25V175H26ZM31 174H30V175H31ZM35 174H36V173H35ZM256 174H257V173H256ZM3 175H4V173H3ZM9 175L11 176V180H13L12 174H9ZM19 175H20V174H19ZM43 175H44V171H43ZM59 175H61V174H59ZM23 176H22V177H23ZM27 176H28V175H27ZM51 176H52V175H51ZM61 176H62V175H61ZM61 176H60V177H61ZM63 176H64V175H63ZM3 177H4V176H3ZM5 177H6V176H5ZM20 177H21V176H20ZM24 177H25V176H24ZM28 177H29V176H28ZM64 177H65V176H64ZM243 177H246V176H243ZM243 177H242V178H238V177L235 176V177H234V180H235V181H238L239 179H240V180H243V181L246 180V179L243 178ZM56 178H57V177H56ZM159 178H160V176H159L157 179H159ZM189 178H190V177H189ZM251 178H252V177H251ZM0 179H2V178L0 177ZM18 179H19V176H18ZM21 179H22V178H21ZM28 179H29V178H28ZM161 179H162V178H161ZM161 179H159V180H161ZM247 179H249V177H248ZM251 180L254 181V186H256V188L259 186V184H263V183H264V177H263L262 175H260L259 173L257 174V176H256L255 178H252ZM3 181H5V178H3ZM157 181H158V180H157ZM1 182H2V181H1ZM10 182H11V181H10ZM129 182H130V181L128 180V183H129ZM11 183H12V182H11ZM121 183H123L122 180L119 181V184H117V186L119 187ZM132 183H133V182H132ZM240 183H241V185H243L242 182H240ZM5 184H6V182H5ZM13 184H14V183H13ZM17 184H18V183H17ZM37 184H38V183H37ZM41 184H42V183H41ZM129 184H130V183H129ZM203 184H204V183H203ZM10 185H12V184H10ZM121 185H122V184H121ZM228 185H229V184H228ZM104 186H105V185H104ZM106 186H107V185H106ZM126 186H127V183H126ZM226 186H227V185H226ZM232 186H233V185H232ZM236 186H237V185H236ZM236 186H234V187H236ZM254 186H253V187H254ZM1 187H2V185H1ZM20 187H21V186H20ZM141 187H142V186H141ZM141 187H140V188H141ZM246 187H247V186H246ZM8 188L10 189V187H8ZM127 188H128V187H127ZM194 188H195V187H194ZM229 188H230V187H229ZM254 188H255V187H254ZM133 189H134V187L132 188V190H133ZM189 189H188V190H189ZM213 189H214V188H213ZM213 189H212V190H213ZM230 189H231V188H230ZM3 190H4V189H3ZM12 190H13V189H12ZM12 190H10L11 193H12ZM23 190H24V189H23ZM23 190H22V191H23ZM137 190H138V189H137ZM139 190H140V189H139ZM141 190L143 191L142 188H141ZM214 190H216V188H215ZM4 191H5V190H4ZM7 191H9V190H7ZM14 191H15V190H14ZM20 191H21V189H20ZM20 191H19V192H20ZM22 191H21V192H22ZM189 191H190V190H189ZM10 192H9V194H8V197H10V196H9V195L11 194ZM16 192H17V191H16ZM16 192H15V195H16ZM21 192H20V193H21ZM121 192H122V191L119 192L120 195L122 194ZM126 192H127V191H126ZM126 192H125V193H126ZM140 192H141V191H140ZM144 192H146V191H144ZM144 192H143V193H144ZM157 192H158V191H157ZM191 192H192V191H191ZM193 192L196 193V190L194 191V189H193ZM202 192H204V191H202ZM254 192H255V191H254ZM4 193L7 195V192H4ZM17 193H18V192H17ZM143 193H142V194H143ZM160 193H161V192H160ZM1 194H3V192H0V195H1ZM5 194H4V196H5ZM145 194H146V193H145ZM191 194H192V193H191ZM191 194H190V195H191ZM197 194L199 195V193L197 192V193L195 194V196H197ZM200 194H201V193H200ZM11 195L13 196L14 194L12 193ZM15 195H14V196H15ZM94 195H95V194H93V196H94ZM123 195H124V194H123ZM123 195H122V196H123ZM147 195H148L147 198H148V201H149V202H156V200H157V199H156V198H157V195H156V192H155V191L150 190V192H147ZM190 195H189V196H190ZM201 195H202V194H201ZM201 195H199V197H201ZM212 195H213V194H212ZM262 195H263V194H262ZM74 196H75V195H74ZM74 196L70 198V199L72 200V202H73V200H74V202H75V201H78V202L81 201V203L83 202L84 206L81 205V209H82V207H83L82 210H85L84 208H86V209L89 208V207H88V204L90 203L92 196H89V195L86 196V194H85V195L83 194L82 199H80V198L78 199L76 196H75V197H74ZM195 196H194V198H195ZM244 196H245V195H244ZM1 197H2V195H1ZM1 197H0V200L2 199ZM8 197L5 196L4 198L7 199ZM16 197H17V196H16ZM79 197H80V196H79ZM90 197H91V198H90ZM214 197H215V196H214ZM12 198H13V197H11L10 199L12 200ZM14 198H15V197H14ZM32 198H33V197H31V199H32ZM130 198H132V197H130ZM189 198H190V197H189ZM196 198H197V197H196ZM38 199H39V198H38ZM93 199H94V198H93ZM97 199L99 200L100 198L97 197ZM103 199H105V196L103 197ZM201 199H202V198H201ZM214 199H215V198H214ZM34 200H35V199H34ZM95 200H96V199H95ZM3 201H4V200H3ZM19 201H20V200H19ZM19 201H18V202H19ZM31 201H32V200H31ZM59 201H60V200H59ZM93 201H94V200H93ZM100 201H101V200H100ZM214 201H215V200H214ZM221 201H222V200H221ZM32 202H33V201H32ZM91 202H92V201H91ZM102 202H104V200H102ZM217 202H218V201H217ZM258 202H259V201H258ZM0 203H1V205H2V202H1V201H0ZM3 203H4V202H3ZM7 203H9V202H7ZM7 203H6V204L4 203V206H2V207H4V208L9 207V208H10V207H12V206H16V205H18V204L21 205L22 202H21V203H16V204H15V203H14V204L12 203V205H11V204L9 205V204H7ZM34 203H35V202H34ZM46 203H47V202H46ZM220 203H222V202H220ZM238 203H239V202H238ZM66 204H67V203H66ZM71 204H72V203H71ZM103 204H104V203H103ZM134 204H135V203H134ZM22 205H23V203H22ZM75 205H76V204H75ZM221 205H222V204H221ZM221 205L219 204L220 208H221ZM263 205H264V204H263ZM31 206H33V205L31 204ZM41 206H42V205H41ZM103 206H104V205H103ZM224 206H225V204H224ZM24 207H25V206H24ZM24 207H23V209H24ZM35 207H37V206H35ZM38 207H39V206H38ZM92 207H93V206H92ZM152 207H153V206H152ZM171 207H172V206H171ZM171 207H170V208H171ZM176 207H177V206H176ZM233 207H234V206H233ZM238 207H239V206H238ZM13 208H14V207H13ZM18 208H19V207H18ZM30 208H31V207H30ZM30 208H27V209L30 210ZM33 208H34V207H33ZM39 208H41V207H39ZM62 208H63V207H62ZM62 208H61V212L63 211ZM104 208H106V207H104ZM36 209H37V208H36ZM43 209L46 210V209H48V208L45 209V208L43 207ZM52 209H53V208H52ZM24 210H25V209H24ZM39 210H40V209H39ZM41 210H42V209H41ZM59 210H60V209H59ZM108 210H109V209H108ZM221 210H223V209L221 208ZM36 211H37V210H36ZM67 211H68V208H67ZM154 211H155L156 213H161V212H162V208H161L160 206H158V204H157V206L154 208ZM219 211H220V209H219ZM1 212H2V211H0V216H2L1 214H3V213H1ZM8 212H9V211H8ZM40 212H41V211H40ZM42 212H43V210H42ZM46 212H47V210H46ZM49 212H50V210H49ZM215 212H216V211H215ZM220 212H221V211H220ZM19 213H20V212H19ZM22 213H23V214L25 213L23 216H22V215L20 216V217L23 218V217L26 216L27 213L24 212V211H23ZM22 213H21V214H22ZM47 213H48V212H47ZM50 213H52V212H50ZM69 213H70V214H69V216H70V215H71V210L69 211ZM106 213H107V212H106ZM162 213H163V212H162ZM172 213H173V212H172ZM4 214H5V213H4ZM4 214H3V215H4ZM8 214H9V213H8ZM8 214H5V215H7V216L9 217V215H11V213H10L9 215H8ZM29 214H30V212H29ZM45 214H46V213H45ZM57 214H58V213H57ZM92 214H94V213H93V210H92ZM98 214H99V213H98ZM127 214H128V213H127ZM219 214H220V213H219ZM5 215H4V217H6ZM50 215H51V214H50ZM72 215H73V214H72ZM72 215H71V216H72ZM100 215H101V214H100ZM107 215H108V214H107ZM128 215H129V214H128ZM204 215H205V214H204ZM18 216H19V215H18ZM102 216H103V215H102ZM104 216H105V215H104ZM172 216H173V215H172ZM248 216H249V215H248ZM4 217H3V218H4ZM10 217H11V216H10ZM14 217H15V215H14ZM28 217H29V216H28ZM105 217H106V216H105ZM220 217H221V216H220ZM255 218H256V217H255ZM18 219H19V218H18ZM170 219H171V218H170ZM221 219H222V218H221ZM226 219H227V218H226ZM226 219H225V221H226ZM241 219H242V218H241ZM9 220H10V219H9ZM19 220H20V222H21V218H20ZM235 220H236V219H235ZM243 220L247 221L246 219H243ZM254 220H256V219H254ZM6 221H7V220H6ZM170 221H171V220H170ZM170 221H169V222H170ZM259 221H260V220H259ZM259 221H257V222H259ZM9 222H10V221H9ZM107 222H108V221H107ZM232 222H233V221H232ZM232 222H229V223H232ZM249 222H250V220H249ZM262 222H264V221L262 220ZM262 222H261V223H262ZM12 223H13V221H12ZM35 223H36V222H35ZM147 223H148V222H147ZM163 223H164V222H163ZM217 223H218V222H217ZM234 223L236 224V221H235ZM22 224H24V222H22ZM154 224H155V223H154ZM171 224H172V223H171ZM249 224H250V223H249ZM253 224L255 225L256 222H253ZM13 225H14V224H13ZM130 225H131V224H130ZM251 225H252V223H251L249 226H251ZM152 226H153V225H152ZM208 226H209V225H208ZM232 226L234 227L233 223H232ZM235 226H236V225H235ZM237 226H238V224H237ZM240 226H242V225H240ZM262 226H263V225H262ZM262 226H260V228H261ZM26 227H27V226H26ZM103 227H104V226H103ZM108 227H109V226H108ZM115 227L117 228L118 226H115ZM115 227H114V228H115ZM146 227H147V226H146ZM175 227H176V225H175ZM186 227H188V225H187ZM216 227H217V226H216ZM216 227H215V229H216ZM252 227H254V226H252ZM14 228L16 229V227H14ZM17 228H18V227H17ZM128 228H129V227H128ZM238 228L241 229V227H239V226H238ZM238 228H236V230H237ZM242 228H244V227H242ZM263 228H264V227H263ZM1 229H2V227L0 228V231H1ZM24 229H25V228H24ZM110 229H111V228H110ZM153 229H154V228H153ZM158 229H159V228H157V230H158ZM166 229H167V228H165L164 231H165ZM168 229H170V227H169ZM188 229H189V228H188ZM190 229H191V228H190ZM213 229H214V228H213ZM240 229H238L237 231L240 232ZM250 229H251V227H250ZM250 229H249V230H250ZM20 230H23V229L21 228ZM57 230H58V229H57ZM62 230H63V229H62ZM112 230H113V229H112ZM122 230H123V229H122ZM122 230H121V231H122ZM176 230H177V229H176ZM176 230H174V231H176ZM203 230H204V229H203ZM208 230H209V229H208ZM208 230H207V231H208ZM249 230L245 231V228H244V229L242 230V234H243V235H242V237H241L240 239L243 240V241L246 242V243H251V244L258 245V246H260V247H261V246L264 247V230L262 229L263 231H259V232L256 231L257 234H258V235H256V236H255L254 234L250 233ZM256 230H259V229L256 228ZM10 231H11V230H10ZM16 231L18 232V230H16ZM80 231H81V230H80ZM160 231H162V229H161ZM211 231H212V230H211ZM250 231H251V230H250ZM3 232H4V231H3ZM3 232H2V233H3ZM28 232H29V231H28ZM28 232H27V233H28ZM81 232H82V231H81ZM126 232L128 233V231H126ZM149 232H151V231H149ZM204 232H205V230H204ZM204 232H203V233H204ZM213 232H214V231H213ZM252 232H253V231H252ZM20 233H21V232H20ZM25 233H26V232H25ZM25 233H22V234H16V235H20V236L22 235V236H23ZM32 233H33V232H32ZM40 233H42V232H40ZM54 233H55V232H54ZM64 233H65V234H66V233H67V234H70V233H68V232H64ZM111 233H112V231H111ZM111 233H109V234H111ZM115 233H117V232H115ZM156 233H157V231H156ZM174 233H175V232H174ZM176 233H177V232H176ZM176 233H175V234H176ZM188 233H189V232H188ZM209 233H210L209 231H208L207 233L205 232V234H206V236H205L206 239L209 238V237H207V234H209ZM214 233H215V232H214ZM220 233H221V231H220ZM13 234H14V233H13ZM65 234H63V236H66ZM163 234H165V233L163 232ZM210 234L212 235V233H210ZM216 234H217V233H216ZM237 234H238V233H237ZM4 235L6 236L7 234H4V233H3L2 238L5 237ZM166 235H167V234H166ZM193 235H195V234L193 233ZM193 235L191 234V235H190V238H192L193 240H195L194 237H193ZM211 235H210V237H211ZM238 235H239V234H238ZM7 236H9V235H7ZM28 236H29V235H28ZM28 236H27V234L25 235V237H28ZM61 236H62V235H61ZM114 236H115V235H114ZM156 236H157V235H156ZM156 236H155L154 233H153V236L151 235V237H156ZM214 236H215V234L212 235V238H214ZM25 237H24V239H25L24 241H26V238H25ZM40 237H41V236H40ZM45 237H46V236H45ZM70 237H71V236H70ZM106 237H107V236H106ZM157 237H158V236H157ZM216 237H217V236H216ZM230 237H231V236H228V241H229ZM239 237H240V236H239ZM2 238H0V239L2 240ZM47 238H48V237H47ZM175 238H177V237H175ZM195 238H196V237H195ZM212 238H211V239H212ZM217 238H218V237H217ZM217 238H216V239H217ZM4 239H5V238H4ZM4 239H3V240H4ZM6 239H7V238H6ZM6 239H5V240H6ZM32 239H33V238H32ZM39 239H42V240L44 241L45 238H44V239H43V238H39ZM51 239H52V238H51ZM197 239L200 240L199 236L196 238V240H197ZM220 239H221V238H220ZM220 239H219V240H220ZM240 239H239V240H240ZM5 240H4V241H5ZM22 240H23V238H22ZM27 240H28V239H27ZM193 240L190 241L189 244H186L184 241L182 242V240H179V241H181V242H179V243H176V244L174 243V248H176V249L178 250V251H175V253H176L175 255H178L177 253L179 252V253H180L179 256L181 257L180 260L182 259V261L184 262L183 259H185V260L188 262V263L186 262V263H178V264H189V263H192V262L196 259V258H195V259L193 260V258H192L193 256H195L194 253H193V255H191L192 257H190V254H188L189 252H188V253L186 252L187 250H189L188 248H187V250H185L186 247H189V248H191V247H195V248H196V247H197L196 244H197L198 246H200V244L197 243V242H199L198 240H197L196 242L193 241ZM214 240H215V239H213V240L210 241V239H209L210 242H213ZM230 240H231V239H230ZM239 240H238V241H239ZM4 241H0V242H1V243H0L1 246H2V243H3V245H4ZM7 241H8V240H7ZM7 241H5V242H7ZM20 241H21V240H20ZM24 241H23V244H21V245H23V246H24V245L27 246V243H28L29 241H27L26 244L24 243ZM32 241H33V240H32ZM36 241H37V240H36ZM46 241L49 242V243H50V242H53V240H52V241H49L48 239H47ZM157 241H158V240H157ZM172 241H173V240H172ZM172 241H171V244H173V242H174V241H173V242H172ZM232 241H233V240H232ZM236 241H237V238H236ZM236 241H234V242H236ZM238 241H237V242H238ZM9 242H10V241H9ZM9 242H8V244H9ZM47 242H46V244H47V246H48V243H47ZM153 242H154V241H153ZM153 242L151 243V245L154 244ZM155 242H156V241H155ZM175 242H178L177 239H176ZM200 242H201V240H200ZM210 242H209V244H211ZM219 242H220V241H219ZM219 242H218V243H219ZM237 242H236V243H237ZM239 242H240V241H239ZM32 243H33V242H32ZM43 243H45V242H42V245H43ZM125 243H126V242H125ZM137 243H138V242H137ZM157 243H158V242H157ZM162 243H163V242H162ZM214 243L216 244V246L219 245V244H218L217 242H215V241H214ZM232 243H233V242H232ZM232 243H230V241H229V245H232ZM236 243H235V244L233 243V244H234L233 246L238 248V249L236 248V250H240V251H241V252L238 251V254H237L238 256H239V253H243V255L241 254V255H242V258H243V259H241L242 261L246 262L247 264H262L261 260H260L258 257H256L255 255H254V256H253V255L251 256V255H250L251 253H247V252H246V251H247L246 249H245V251L243 252V248L241 249V245H242V243H241V244L239 243V244H240V245H239V246H240V249H239V246H238ZM28 244H29V243H28ZM40 244H41V243H40ZM91 244H92V243H91ZM123 244H124V243H123ZM163 244H164V243H163ZM201 244L204 245L203 242H202ZM212 244H213V243H212ZM220 244H222V241H221ZM251 244H249V245H251ZM29 245H30V244H29ZM33 245H34V244H33ZM33 245H31V246L34 247ZM36 245H37V244H36ZM44 245H45V244H44ZM51 245H52V244H51ZM55 245H56V242H55ZM55 245H54V246H55ZM115 245H116V244H115ZM158 245H159V246H158ZM160 245H161V244H159V243L157 244V249H158V248H159V249L161 248V251H162V248H163V247H162V245H161V247H160ZM168 245H169V243H168ZM205 245H206V244H205ZM235 245H236V246H235ZM8 246H10V245H8ZM31 246H30V247H31ZM37 246H38V245H37ZM153 246H154V245H153ZM164 246L166 247L165 244H164ZM213 246H214V244H213ZM253 246H254V245H253ZM42 247H43V246H42ZM49 247H50V246H49ZM57 247H58V246H57ZM146 247H147V246H146ZM149 247H150V246H149ZM201 247H202V246H201ZM221 247L223 248V245H221ZM242 247H243V246H242ZM255 247H256V246H255ZM3 248L5 249V247H3ZM15 248H16V247H15ZM23 248H24V247H23ZM50 248H51V247H50ZM106 248H107V247H106ZM154 248H155V246H154ZM222 248H220V250H221ZM244 248H245V247H244ZM25 249H27V248H24V250H25ZM35 249L37 250L38 247L35 248ZM47 249H48V248H47ZM54 249H55V247H54ZM54 249H51V251H52V250L54 251ZM58 249H60V248L58 247ZM69 249H70V248H69ZM69 249H68V250H69ZM108 249H110V248H108ZM132 249H133V248H132ZM134 249H135V248H134ZM151 249H152V248H151ZM151 249H150V250H151ZM157 249L152 250L151 252L154 251L153 253H155V252L158 251ZM172 249H173V247H172ZM191 249H193V248H191ZM191 249H190L189 251H191ZM199 249H200V248H199ZM199 249H198V250H199ZM204 249H206V247H205ZM213 249H215V247H213ZM247 249H248V248H247ZM13 250L16 251L15 249H13ZM21 250H22V249H21ZM36 250H35V252H33L34 255H35V253H36ZM39 250H41V249L39 248ZM49 250H50V249H49ZM127 250H128V248H127ZM144 250H145V248H144ZM146 250H147V248H146ZM156 250H157V251H156ZM168 250H171V247H170ZM174 250H175V249H174ZM194 250H195V249H194ZM198 250L196 249V250H195L196 252L194 251L195 254L197 253V255H198ZM200 250H201V249H200ZM217 250H218V249H217ZM229 250H230V249H229ZM233 250H234V249H233ZM0 251H2V250H0ZM14 251H13V252H14ZM27 251H28V250H27ZM45 251H46V250H45ZM60 251L62 252V251H63V248H62V250H59V252H60ZM72 251H73V250H72ZM72 251H70V252H72ZM118 251H119V250H118ZM122 251H123V250H122ZM128 251H129V250H128ZM131 251H132V250H131V248H130V251H129V252H130V253H133V252H131ZM134 251H136V250H134ZM138 251H139V250H138ZM192 251H193V250H192ZM192 251H191V253H192ZM222 251H223V250H222ZM222 251L220 252V254H221V253H222V254H223V253H224V254L226 253V252H222ZM231 251H232V250H231ZM234 251H235V250H234ZM251 251H252V250H250V252H251ZM3 252H4V253H3ZM3 252H2V253H3V257H2V255H1V261H0V264H13V263H16L15 260H17V259H19L20 261H24L23 259H22V260L20 259L21 256H20L19 258H15V257H13V258H12V257H11V258H10V257H6V254H7V253L5 254L6 251L3 250ZM23 252H24V251H23ZM39 252H40V251H39ZM41 252H43V251H41ZM49 252H50V251H49ZM57 252H58V251H57ZM59 252H58V255H61V256H62L61 252H60V254H59ZM111 252H112V251H111ZM125 252L128 254L127 251H125ZM136 252H137V251H136ZM136 252H135V253H136ZM147 252H149V251L147 250ZM163 252H167V253H168L169 251L165 250V248H164V249H163ZM199 252H200V251H199ZM204 252H206V251H204ZM204 252H202V253H204ZM248 252H249V249H248ZM15 253H16V252H15ZM26 253H27V252H25V254H26ZM30 253H31V251H30ZM37 253H38V252H37ZM37 253H36V256H39V253H38V255H37ZM46 253H47V252H46ZM46 253H45L44 255H47ZM62 253H63V252H62ZM117 253H118V252H117ZM135 253H133V254H135ZM139 253H140V251H139ZM149 253H150V252H149ZM160 253H161V252H159V254L157 253V254H158L157 256H159ZM171 253H172V256L170 255ZM171 253L169 254V255L171 256V258H170V256H168L166 253H165V255H166L167 257H166L165 255H163V256H159V257H160L161 259L164 257V260L167 262V263L164 262L165 264H177L175 257H177V260H178V259H179L178 256H175V255H174V256H175V257H174V256H173L174 253L172 252V250H171ZM200 253H201V252H200ZM256 253H257V252H256ZM0 254H1V252H0ZM13 254H14V253H13ZM13 254H11V255L13 256ZM23 254H24V253H23ZM41 254H43V253H41ZM41 254H40V256H41ZM49 254H51V253H48V256H50ZM55 254H56V253H55ZM55 254H53V255H55ZM74 254H75V253H73L72 255L74 256ZM109 254L111 255V253H109ZM109 254H108V255H109ZM133 254H132V255H133ZM142 254H143V253H142ZM142 254H141V255H142ZM205 254H206L207 257L204 256ZM207 254L209 255L208 252L204 253V254H203V258L205 257V260H207L206 258H209V257H210V259H208V260L211 261L213 258H212L211 256H208ZM222 254H221V255H222ZM224 254H223V256H221V258L223 257V258H222V259H223V264H236V263H234L235 260H234L233 258H232V260H233V261H232L231 258L228 256V254H227L226 256H225ZM235 254H236V253H235ZM253 254H255V253L253 252ZM4 255H5V256H4ZM116 255H118V254H115V258H116ZM146 255H147V254H146ZM151 255H152V254H151ZM155 255H156V254H155ZM241 255H240V256H241ZM15 256H16V254H15ZM18 256H19V255H18ZM25 256H26V255H25ZM31 256H32V254H31ZM64 256H65V255H63L61 258H64ZM70 256H71V255H70ZM70 256H68V257L70 258ZM91 256H92V255H91ZM199 256L201 257V255H199ZM227 256H228V257H227ZM234 256H235V255H234ZM238 256H237V258H239ZM243 256H244V257H243ZM259 256H260V254H259ZM33 257H34V260L37 258V257H35V256H33ZM41 257H42V256H41ZM41 257H40V258L38 257L39 259H37V260L40 261V263H39V261L37 262L38 264H42V263H41V260H40ZM111 257H114V256L112 255ZM117 257H118V256H117ZM119 257H120V256H119ZM143 257H144V256H143ZM143 257H142V259H143ZM165 257H166V258H165ZM195 257H196V256H195ZM213 257H214V259H215V256H213ZM14 258H15V260H14V262H13V259H14ZM24 258H25V257H24ZM26 258H27V257H26ZM26 258H25V259H26ZM28 258H30V257H28ZM47 258L49 259V257H47ZM53 258H54V257H52V258L50 257V259H52V260H53ZM69 258H68V260H69L68 263L70 262V259H71V258H70V259H69ZM85 258H86V257H85ZM139 258H141V256L139 257V255H138V259H139ZM147 258H149V257L147 256ZM198 258H199V257H198ZM203 258H202V259H203ZM216 258H217V257H216ZM219 258H220V257H219ZM45 259H46V258H45ZM45 259H44V260H45ZM119 259H121V258H119ZM191 259H192V262H191ZM199 259H201V258H199ZM199 259H196V260H199ZM214 259H213V260H214ZM217 259H218V258H217ZM19 260H17V261H19ZM37 260H35V261H37ZM42 260H43V259H42ZM87 260H88V259H87ZM121 260H122V259H121ZM123 260H124V259H123ZM205 260H204V261H205ZM29 261H30V260H29ZM47 261H48V260H47ZM47 261H46V263H47ZM148 261L151 262L150 259H149ZM161 261H163V259H162ZM182 261H181V262H182ZM201 261H203V260H200V262L198 261L199 264L201 263ZM210 261H209V263H207V264H216V263L218 262V261L216 262L215 260H214L215 262H210ZM12 262H13V263H12ZM42 262H43V261H42ZM50 262H51V261H50ZM50 262H49L48 264H50ZM62 262H64V261L62 260ZM62 262H61V263H62ZM136 262H137V261H136ZM194 262H195V261H194ZM205 262H206V261H205ZM219 262H220V261H219ZM263 262H264V261H263ZM29 263H30V262H29ZM64 263H65V262H64ZM72 263H73V262H72ZM72 263H71V264H72ZM74 263H75V261H74ZM94 263H95V262H94ZM119 263H120V262H119ZM127 263H128V262H127ZM129 263H130V262H129ZM129 263H128V264H129ZM151 263H152V262H151ZM162 263H163V262H161V264H162ZM164 263H163V264H164ZM20 264H21V263H20ZM25 264H27L26 261H25ZM31 264H32V263H31ZM35 264H36V263H35ZM44 264H45V263H44ZM59 264H60V263H59ZM76 264H77V263H76ZM89 264H90V262H89ZM97 264H98V263H97ZM138 264H139V261H138ZM159 264H160V263H159ZM192 264H193V263H192ZM218 264H219V263H218ZM237 264H239V263H237Z\"/></svg>",
	"mask_w": 264,
	"mask_h": 264
}]
</instances>
